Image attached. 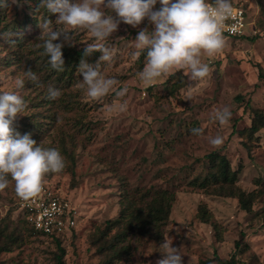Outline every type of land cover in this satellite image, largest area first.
<instances>
[{
	"label": "rangeland",
	"instance_id": "1",
	"mask_svg": "<svg viewBox=\"0 0 264 264\" xmlns=\"http://www.w3.org/2000/svg\"><path fill=\"white\" fill-rule=\"evenodd\" d=\"M230 2L246 11L248 39L223 36L219 51L202 52L201 63L209 72L197 80L188 78L186 68L172 69L151 84L139 79L147 57H141L134 39L141 28L151 29L146 19L135 28L121 22L99 42L86 30L67 29L77 49L102 43L112 50L109 62L98 61L99 51L87 62L99 63L102 74L117 79V88L127 91L122 97L110 91L98 99L81 87L78 68L64 79L34 60L31 50L41 41L39 25L44 19L55 25L54 14L34 10L37 0H17L0 8V33L12 34L15 41L0 44V92L16 91L25 101V110L12 125L22 129L31 124V130L24 131L41 147L56 148L62 155L64 168L45 174L42 185L74 212L69 232L29 235L9 176L0 189V229L5 236L19 234L23 239L0 241V246H10L0 251V264H60V249L63 264H156L163 258L164 241L180 248L182 264H220L217 259L264 264V127L255 134L248 131L254 112L264 117V0ZM28 68L38 83L24 77ZM178 72L186 86L171 93L166 82ZM20 78L25 85L17 89ZM49 85L61 91L58 98H48ZM120 103L126 105L124 111L117 110ZM224 107L232 115L220 124L214 113ZM193 128L202 134H193ZM217 135L222 144L210 145L208 138ZM210 153L225 157L236 172L233 188L251 194L250 213L229 196L225 185L211 183L201 189L191 184L211 171L205 159ZM155 192L173 196L158 238L146 217ZM202 208L210 221L200 219ZM130 218L141 224L139 231H125ZM118 219L120 223H114Z\"/></svg>",
	"mask_w": 264,
	"mask_h": 264
},
{
	"label": "clouds",
	"instance_id": "2",
	"mask_svg": "<svg viewBox=\"0 0 264 264\" xmlns=\"http://www.w3.org/2000/svg\"><path fill=\"white\" fill-rule=\"evenodd\" d=\"M16 2L0 0V8ZM157 4L159 7H155ZM40 8L55 15V25L49 19L43 20L39 25L42 43L37 47L42 48L50 67L57 71L64 68L62 47L73 44L69 42L71 33L67 29L86 30L99 42L107 40L121 22L135 28L146 19L151 29L141 28L134 39L135 48L146 52V64L137 73L146 84L172 69L186 68L190 80L206 77L209 67L201 63L200 55L202 52L212 55L223 47L222 26L232 11L230 0H212L211 4L208 0H37L34 10ZM11 35L0 33V44L15 43ZM96 51L100 52L98 61L112 60V50L104 44L86 45L77 65L82 77L81 87L92 99L101 98L110 91L117 97L124 96L127 89L117 88V79L106 77L99 63L91 64L85 59ZM24 77L38 83L39 78L31 68L24 71ZM25 78L15 81L17 89L24 87ZM47 93L49 99L61 95V91L52 85L48 86ZM25 107L23 97L16 91L0 92V189L6 187L10 176L16 193L27 199L41 191L45 174L59 172L65 164L56 148L41 147L30 134L21 135L13 129L14 119ZM116 107L118 111H124L126 105L120 103ZM231 115L224 107L215 111L214 119L226 124ZM191 132L202 134L199 128H193ZM222 142L220 135L208 138V143L213 146ZM162 248L163 258L156 264H182L180 248L172 246L171 241L162 242Z\"/></svg>",
	"mask_w": 264,
	"mask_h": 264
},
{
	"label": "trees",
	"instance_id": "3",
	"mask_svg": "<svg viewBox=\"0 0 264 264\" xmlns=\"http://www.w3.org/2000/svg\"><path fill=\"white\" fill-rule=\"evenodd\" d=\"M208 2L211 3L212 0H208ZM231 38L232 39H241V38H245V39L247 38L248 39V37H246V36H244V37H242V36L241 37H231ZM251 40H252V38H251ZM40 43H42V41H40L39 44ZM33 49L34 50H31V52L33 53L34 60L39 65H41L45 69H49L50 72L53 74H56V73L59 74L64 79H70L74 70H76L78 68L77 65L79 63V60L81 58L82 51H83V48L77 49L73 45L65 44L61 50L62 51V57L64 60V68L62 71H57V70H54L50 67V65L48 63V58L46 55L43 54V50L41 47L36 46ZM97 55H98V52H93L90 56L85 57V59L87 60L89 57H91V59H92L93 57H96ZM140 55H141V57L142 56L147 57L146 52H144V51H141ZM178 73H179V75H178ZM178 73H174V74L170 75L168 81L166 82L167 83L166 87H168V89L171 91V93L177 92L181 88L186 86L185 76L182 75L181 72H178ZM30 125L27 124L22 129L14 127L13 125H12V127L16 132H19L22 135V134L26 133V131H24L26 129V127L30 129ZM263 127H264V117L261 116L259 112H254V116L252 118L251 125L248 129L249 133L255 134L257 131H259ZM29 132H27V133L30 134ZM205 159H207L209 164L211 165V171L209 172L207 177L205 179H203L201 182H197L196 180H194L193 182H191V184L193 186L199 187L201 189L205 188L206 186H208L211 183L219 184L221 186L225 185V189L228 191L227 193H229V196L236 198L241 209L244 210L246 213H250V208L248 206V203L250 200H248V197H250L251 194L244 195L243 192L238 191V190L233 188L234 181L237 179L236 172L231 171L226 158L219 156L217 154L210 153V154L205 156ZM213 167H215V171H213ZM150 201H151V204L148 207L146 217H147L148 222L150 223V226L154 229V232L156 233V238H158V236L160 235L158 228L160 227V225L164 224L165 220L167 219V215L170 211L171 203L173 201V196H172V194L167 193V192H155V193H153V197H151ZM200 217H201L200 219L202 221H210V218H208L207 212L204 208L200 209ZM121 220L122 219H118L114 223L119 224ZM126 220L127 219H124V221H126ZM20 221L22 222L23 226H25L26 228L27 227L29 228V230H26V229H24V230H26V232L29 233V235H33V233L35 231L31 227V225L25 220L24 214H21ZM126 224H127V227H126L125 231H127L128 233L133 231V229H135V228H137L138 231L141 228V224L135 223L132 218H130L129 222ZM211 225L213 226L214 229H217L216 223L212 222ZM32 230H33V232H32ZM217 230L220 231L219 228ZM34 234H38V233L35 232ZM6 235H9V236H5V230L0 229V241L6 240V239H8V240L15 239L18 241H22V239H23V236L20 237L19 234H17V236H16L12 233H6ZM18 237H19V239H18ZM51 240H53L59 246V240L57 238H52ZM237 247H238V244H236V248ZM9 250H10V246H0V251H9ZM59 251L60 252H59L58 256H56V262L63 264L61 262L63 250L60 249ZM217 261L220 264H234L233 259H231L230 261L217 259Z\"/></svg>",
	"mask_w": 264,
	"mask_h": 264
},
{
	"label": "built area",
	"instance_id": "4",
	"mask_svg": "<svg viewBox=\"0 0 264 264\" xmlns=\"http://www.w3.org/2000/svg\"><path fill=\"white\" fill-rule=\"evenodd\" d=\"M231 5V15L222 26V35L244 37L248 26L246 11L241 5ZM254 33L255 31L252 34ZM18 207L25 215V220L41 236L65 234L74 226L73 210L68 208L61 196L47 185H42L39 193L27 199L20 197Z\"/></svg>",
	"mask_w": 264,
	"mask_h": 264
}]
</instances>
